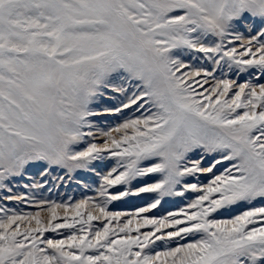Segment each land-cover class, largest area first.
Listing matches in <instances>:
<instances>
[{
    "label": "snow or ice",
    "instance_id": "obj_1",
    "mask_svg": "<svg viewBox=\"0 0 264 264\" xmlns=\"http://www.w3.org/2000/svg\"><path fill=\"white\" fill-rule=\"evenodd\" d=\"M0 264H264V0H0Z\"/></svg>",
    "mask_w": 264,
    "mask_h": 264
},
{
    "label": "rangeland",
    "instance_id": "obj_2",
    "mask_svg": "<svg viewBox=\"0 0 264 264\" xmlns=\"http://www.w3.org/2000/svg\"><path fill=\"white\" fill-rule=\"evenodd\" d=\"M77 195H78V193H77ZM53 198H56L55 194H53Z\"/></svg>",
    "mask_w": 264,
    "mask_h": 264
}]
</instances>
